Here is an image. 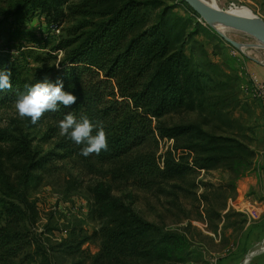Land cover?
<instances>
[{"label":"rangeland","instance_id":"1","mask_svg":"<svg viewBox=\"0 0 264 264\" xmlns=\"http://www.w3.org/2000/svg\"><path fill=\"white\" fill-rule=\"evenodd\" d=\"M14 1L0 0V9L10 10ZM126 1L93 0V14L73 19H101L97 11ZM162 1L167 6L174 5L173 13L189 20L187 31L198 30V34L188 38L187 51L193 50L197 58H208L217 65L220 79L227 85L222 91L210 93L212 102L205 108H182L166 114L160 123L165 126L191 124L215 136L218 144L211 153L215 156L224 154L223 144L226 143L222 139L228 138V146L232 148L230 155L235 150L241 156L211 161L207 167L200 168L194 161L209 154L183 152V149H177L174 139L157 135L125 158L114 162L84 161L71 155L54 159L47 167L33 171L34 176L40 177L38 182H31L32 190L27 194L33 209L32 213L28 210V217L33 224L30 226L31 245L26 251H30L33 258L20 260L17 264H115L100 258L106 237L94 233L104 225L115 227L120 216L127 211L143 222L154 224L160 232L149 236L154 243L144 244V250L148 252L142 255L136 253L132 258L127 252L130 250L128 247L122 255L124 262L214 264L215 260L218 262L217 257L209 252L215 250L216 244L210 234L216 230L221 212L230 203H234L235 207L245 206L251 202L244 199L248 195L263 197L260 183L251 189L244 182L243 178L251 174L253 165L246 170L245 164L250 156L244 155L239 143L252 149V133L264 123V97L255 87V79L264 83V44L233 28H229L227 33L218 31L211 22L195 14L183 0ZM216 2L219 8L225 10L245 6L264 23V0ZM34 23L39 27L29 29L33 33L28 30L32 34L31 38L28 36L29 40L21 38L19 47L16 42L9 48L0 47V52L12 60L16 59L17 65L29 77L42 65L37 55L46 57L51 53L57 58L56 64L59 63L63 51L56 50V47L67 37V28L72 25L66 22L57 24L44 17L35 19ZM8 28L9 24L2 23L0 19V41L8 40ZM50 126V122L32 124L31 118H21L15 104L0 106V167L10 174L12 180L23 174L25 164L10 154L18 145V140L14 139L27 137L35 160L49 153L65 155L64 150L56 148L59 137H49ZM169 152L177 162H188L190 172L170 180L136 173L118 177L117 173L125 163L144 155L155 156L158 165L163 168ZM182 156L184 159H181ZM238 202L241 205H236ZM235 221L241 224L244 219L237 217ZM160 234L172 237L162 238ZM85 235L92 236V239L81 245ZM221 239L223 244L227 242L224 237Z\"/></svg>","mask_w":264,"mask_h":264},{"label":"trees","instance_id":"2","mask_svg":"<svg viewBox=\"0 0 264 264\" xmlns=\"http://www.w3.org/2000/svg\"><path fill=\"white\" fill-rule=\"evenodd\" d=\"M92 1L15 0L10 10L0 9L2 23L10 26L8 40L0 41L2 48L12 47L15 42L19 47L21 38H31L33 31L29 29L39 27L34 23L35 19L44 17L57 24H72L67 28V37L56 47L63 51L59 63L56 64L57 58L51 53L46 57L37 55L42 65L31 77L24 74L16 59L0 52V66L12 72L11 88L0 91V106L15 104L20 95L26 94L34 84L43 82L45 77L53 83L62 79L65 90L77 97L74 104L46 112L37 121L50 122L49 137H59L56 148L64 150L65 155L49 153L35 160L29 141L24 137L14 139L18 140V145L10 153L13 158L25 162L23 174L12 180L0 167V264H17L20 260L33 258V254L26 251L31 245L30 226L33 224L28 217V210L32 213L33 209L27 194L32 190L31 182L40 180L33 171L47 167L54 159L71 155L84 161L114 162L157 135L174 139L177 149H183V152L209 154L194 161L200 168L207 167L211 161L241 156L235 150L230 155L232 148L228 146V138L222 139L226 143L223 144L224 154L215 156L211 154L218 144L215 136L191 124L165 126L160 123L166 114L179 109L205 108L212 102L210 93L222 91L227 85L220 79L217 65L208 58H197L193 50L187 51L188 38L198 34L197 29L187 31L189 20L173 13L174 5L167 6L162 0H128L119 6L97 11L101 19H73L93 14L95 5ZM52 61L54 63L50 64ZM68 114L77 119L87 117L102 126L107 133L108 149L82 156L83 145H76L60 134L59 123ZM239 146L244 155L250 156L245 164L249 170L256 153L249 146L240 143ZM190 170L188 162H177L169 152L163 168L155 156L144 155L125 163L117 174L120 177L121 174L136 173L170 180ZM156 231L160 232V229L154 224L143 222L127 211L115 227L104 225L94 233L106 237L99 256L115 264H129L122 259L127 248H130L127 252L132 258L136 253L139 256L148 252L143 246L154 243L149 236ZM91 237L85 235L80 244Z\"/></svg>","mask_w":264,"mask_h":264},{"label":"crops","instance_id":"3","mask_svg":"<svg viewBox=\"0 0 264 264\" xmlns=\"http://www.w3.org/2000/svg\"><path fill=\"white\" fill-rule=\"evenodd\" d=\"M252 138L254 139L252 148L256 153L253 159V170L243 179L251 189L260 183L264 192V123L256 128ZM244 199L257 202L264 208V195L261 198L248 195ZM239 204L241 203L238 202L236 205ZM220 217L216 230L211 231L210 234L214 237L216 244L215 250L212 249L209 252L210 255L217 257L218 262L215 260L214 264H264V215L258 222H249L234 203H230L228 208L221 212ZM237 217H242L244 221L241 224L236 223ZM221 237L227 241L225 244L221 242L223 239Z\"/></svg>","mask_w":264,"mask_h":264},{"label":"clouds","instance_id":"4","mask_svg":"<svg viewBox=\"0 0 264 264\" xmlns=\"http://www.w3.org/2000/svg\"><path fill=\"white\" fill-rule=\"evenodd\" d=\"M12 72L0 66V91L11 88ZM70 87V86H69ZM77 97L65 90L64 81L58 78L54 83L45 77L43 82L31 86L26 94L20 95L15 101V109L21 117H30L36 124L46 112H55L60 106L68 107L74 104ZM60 134L66 136L76 145H83L81 155L88 157L108 149L107 133L102 126L87 117L77 119L68 114L59 123Z\"/></svg>","mask_w":264,"mask_h":264},{"label":"water","instance_id":"5","mask_svg":"<svg viewBox=\"0 0 264 264\" xmlns=\"http://www.w3.org/2000/svg\"><path fill=\"white\" fill-rule=\"evenodd\" d=\"M183 1L203 20L207 22L216 21L229 28L247 33L264 44V23L258 17L233 14L228 10L210 6L202 0Z\"/></svg>","mask_w":264,"mask_h":264},{"label":"built area","instance_id":"6","mask_svg":"<svg viewBox=\"0 0 264 264\" xmlns=\"http://www.w3.org/2000/svg\"><path fill=\"white\" fill-rule=\"evenodd\" d=\"M255 87L260 95L264 97V83L255 79ZM237 209L246 216L249 222L259 221L264 215V208L257 202H248L245 206H238Z\"/></svg>","mask_w":264,"mask_h":264},{"label":"bare ground","instance_id":"7","mask_svg":"<svg viewBox=\"0 0 264 264\" xmlns=\"http://www.w3.org/2000/svg\"><path fill=\"white\" fill-rule=\"evenodd\" d=\"M202 1H204L205 3H207L210 6L219 7L217 5L216 0H209V1L202 0ZM228 11L231 12V13H233V14H238V15H242V16L253 15V13L251 12V10L248 9L247 7H245V6H242V7H239V8H237V7L236 8H231V10H228ZM211 23L220 32H223L224 33V32H226L229 29V27H227V26H225V25H223V24H221L219 22L211 21Z\"/></svg>","mask_w":264,"mask_h":264}]
</instances>
